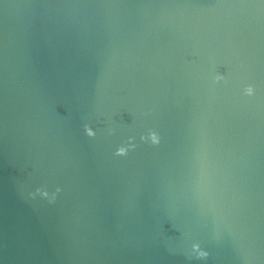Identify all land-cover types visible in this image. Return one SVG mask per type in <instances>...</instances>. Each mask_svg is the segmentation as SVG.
<instances>
[{
    "label": "water",
    "instance_id": "water-1",
    "mask_svg": "<svg viewBox=\"0 0 264 264\" xmlns=\"http://www.w3.org/2000/svg\"><path fill=\"white\" fill-rule=\"evenodd\" d=\"M0 264H264V0H0Z\"/></svg>",
    "mask_w": 264,
    "mask_h": 264
},
{
    "label": "clouds",
    "instance_id": "clouds-1",
    "mask_svg": "<svg viewBox=\"0 0 264 264\" xmlns=\"http://www.w3.org/2000/svg\"><path fill=\"white\" fill-rule=\"evenodd\" d=\"M214 79H215V81L219 82L221 80H224L225 77L222 74H217L214 77ZM243 91H244L245 95L252 96L255 92V88L253 85L249 84V85H246L244 87ZM84 130L89 137H94L96 135L95 130L89 124L84 125ZM111 131L112 130L110 129L109 132L111 133ZM141 139L146 140V141H150L152 144H158L160 141V137H159L158 133L154 130H150L147 133V135L142 136ZM132 140H134V138L129 137L128 138L129 142L121 144L119 147H117V149L115 151V155H117V156L127 155L129 149L135 148L136 145L134 143H131ZM60 191H61V189L59 187H57L55 192L50 194L46 187L41 186V187L36 188L35 192L31 193V195L33 197H35L37 194H39L40 196L47 198L49 200V202H53L56 199V194L59 193ZM192 249H193V253L197 259L204 260L209 255V253L206 250H203L200 247L199 243H194L192 245Z\"/></svg>",
    "mask_w": 264,
    "mask_h": 264
}]
</instances>
